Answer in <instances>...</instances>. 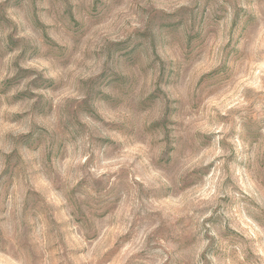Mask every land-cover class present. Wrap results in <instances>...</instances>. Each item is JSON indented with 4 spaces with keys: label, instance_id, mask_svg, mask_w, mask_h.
Here are the masks:
<instances>
[{
    "label": "rangeland",
    "instance_id": "rangeland-1",
    "mask_svg": "<svg viewBox=\"0 0 264 264\" xmlns=\"http://www.w3.org/2000/svg\"><path fill=\"white\" fill-rule=\"evenodd\" d=\"M0 264H264V0H0Z\"/></svg>",
    "mask_w": 264,
    "mask_h": 264
}]
</instances>
